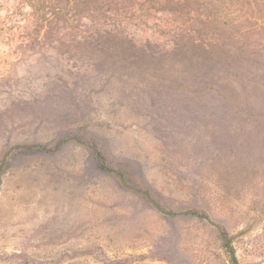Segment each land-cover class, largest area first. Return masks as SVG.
<instances>
[{
    "label": "rangeland",
    "instance_id": "obj_1",
    "mask_svg": "<svg viewBox=\"0 0 264 264\" xmlns=\"http://www.w3.org/2000/svg\"><path fill=\"white\" fill-rule=\"evenodd\" d=\"M88 144L264 264V0H0V264H231Z\"/></svg>",
    "mask_w": 264,
    "mask_h": 264
},
{
    "label": "trees",
    "instance_id": "obj_2",
    "mask_svg": "<svg viewBox=\"0 0 264 264\" xmlns=\"http://www.w3.org/2000/svg\"><path fill=\"white\" fill-rule=\"evenodd\" d=\"M84 144H86V143H84ZM59 145H60V143L56 144V146L54 148H50L44 144H33V145H28L26 147H35L39 150L53 151V150H56L59 147ZM88 145L91 147L95 157L97 158L98 164L102 170L114 175L124 187L132 189L135 192L139 193L152 206H154L159 211H161L165 214H168V215L188 214V215L198 216L202 219H205L208 223L212 224L213 226H215L219 230L221 240H222V245L226 249V251L230 257L231 264H240L238 257L236 255V250L232 244V236H230L229 233L220 224L214 222L209 217L208 214L201 212L199 210L173 211V210H167V209L163 208V206L153 197L150 190H148L144 187H138V186L129 184L127 179H126L125 173L122 172L121 170L111 166L108 162L106 154L102 150L98 149L94 145H90V144H88Z\"/></svg>",
    "mask_w": 264,
    "mask_h": 264
}]
</instances>
